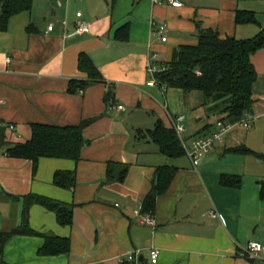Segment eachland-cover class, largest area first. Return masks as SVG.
I'll use <instances>...</instances> for the list:
<instances>
[{"label": "crops", "instance_id": "obj_1", "mask_svg": "<svg viewBox=\"0 0 264 264\" xmlns=\"http://www.w3.org/2000/svg\"><path fill=\"white\" fill-rule=\"evenodd\" d=\"M181 1L175 7L153 0H33L30 10L13 15L0 30V129L9 142L0 147V230L26 220L39 233L14 235L2 264H122L130 253L138 257L133 264H264L245 251L251 240L264 244V160L222 156L242 144L264 153V48L252 56L256 102L250 126L241 125L245 135L234 125L197 161L186 151L168 156L145 136L159 121L170 126L169 113L183 114L190 144L213 132L219 119L208 113L201 91H163L147 68L153 53L163 63L179 45L197 43L201 29L249 38L264 26L236 23L238 9L253 10L250 0ZM77 11L90 23L89 32L76 31ZM126 23L129 38L119 40L116 30ZM162 24L166 41L157 33ZM81 54L102 79L92 80L80 68ZM81 122L88 143L78 160L42 157L34 165L7 153L11 142L30 138L33 123ZM164 165L176 170L157 197L155 223L149 225L141 221L142 201ZM124 166L128 172L120 180ZM57 170L75 171L73 188L55 184ZM222 174L240 175L241 185H223ZM31 194L74 204L73 224H60L56 213L39 203L27 207ZM43 233L69 237L70 251L40 254ZM154 249L157 263L151 261Z\"/></svg>", "mask_w": 264, "mask_h": 264}, {"label": "trees", "instance_id": "obj_2", "mask_svg": "<svg viewBox=\"0 0 264 264\" xmlns=\"http://www.w3.org/2000/svg\"><path fill=\"white\" fill-rule=\"evenodd\" d=\"M32 5L33 0H0V30L4 31L8 28L9 20L13 15L30 10ZM235 20L237 24H260L257 12L247 9H238ZM129 32L130 25L126 23L116 30L115 37L123 41L128 40ZM262 48H264V26H261L256 35L249 38H238L233 35L221 37L217 29H201L198 42L179 45L174 50L171 60L161 63L164 69L158 71L154 77L160 86L179 88L185 93L201 91L205 96L203 104L208 113L219 116L223 121L238 122L246 113H251L256 102L253 87L258 73L252 56ZM79 66L89 72L92 80L102 79L88 55L81 54ZM31 126L30 138L11 142L7 153L30 159L34 165H37L42 157L78 160L82 148L88 143L84 136L86 126L84 122L78 125L33 123ZM1 131L3 129H0V147L9 143ZM145 136L157 142L161 151L168 156L179 157L185 154L184 145L172 125L166 126L159 121L153 129L145 132ZM228 150L254 154L264 160V153L256 152L244 144ZM175 170L176 167L170 165L158 166L153 186L142 201L143 213H154L157 197L167 189ZM127 172L128 167L124 166L118 176L119 179L123 180ZM75 181L74 170H57L54 174L56 185L73 188ZM241 182L240 175L222 174L221 176L223 185L239 187ZM260 196L264 199V181L261 182ZM33 203H39L54 211L60 224H73L74 204L31 194L27 196L26 205L28 207ZM16 234L39 233L31 228L26 220L21 226L0 230V264L3 263V252L7 242ZM42 236L45 242L39 250L40 254L58 255L70 251L69 237L48 233H43ZM122 264H133V262L125 261Z\"/></svg>", "mask_w": 264, "mask_h": 264}, {"label": "built area", "instance_id": "obj_3", "mask_svg": "<svg viewBox=\"0 0 264 264\" xmlns=\"http://www.w3.org/2000/svg\"><path fill=\"white\" fill-rule=\"evenodd\" d=\"M156 3H162L166 2L172 6L179 7L183 5L181 0H153ZM76 31L78 33H86L91 30L90 23L88 20L84 17L82 11H77L76 13ZM49 30L53 29V25H49ZM157 33L161 37L162 41L167 40L166 36V25L162 24L158 26ZM158 53H153L152 57L148 60L147 68L150 72L151 76L153 77V81L157 83L156 78L154 75L158 72L164 69L163 65L160 61L157 60ZM153 82V83H154ZM161 88L163 91L167 89L166 86L161 85ZM165 110L168 111L167 105L164 106ZM118 109H125L124 105H118ZM169 119L171 122V125L174 127L176 133L180 137L185 151L187 155L190 157L192 161H197L199 158L204 156L205 154L212 151L216 144L223 140L224 134L228 132L234 125L240 124L245 127L250 126V120L252 119V116L250 113H246L244 115V118H242L238 122H229V121H223L221 119L216 121V129L211 132L208 135L202 136V137H196L194 138L190 144L187 143L186 138L184 135L188 131V125L185 122V115L178 114V115H172L169 113ZM13 127V126H11ZM213 215H216V212H212ZM141 221L143 223H147L149 225H154V217L151 213H142L141 214ZM245 251L247 254L253 258V259H261L264 262V244L257 240H251L248 242ZM138 259L136 253H130L127 257L128 261L135 262ZM159 259V251L154 249L151 252V261L153 263H157Z\"/></svg>", "mask_w": 264, "mask_h": 264}, {"label": "rangeland", "instance_id": "obj_4", "mask_svg": "<svg viewBox=\"0 0 264 264\" xmlns=\"http://www.w3.org/2000/svg\"><path fill=\"white\" fill-rule=\"evenodd\" d=\"M131 1L132 0H130V2ZM247 6H249L248 8H250V9L256 10L257 13H258V18H259L260 22H263L264 23V1H254V0L251 1L250 0L249 4ZM162 58L165 59V58H167V56L164 55V54H162ZM236 127L241 129L242 134H244V135L246 134V130L244 129L245 127L242 128L243 126H241L240 124H237ZM224 136H225V134H224ZM260 150H262V149H260ZM255 151L256 152H259L257 150H255ZM224 155H227L226 156L227 159L228 158H231V159L232 158L244 159V157H246V159H248V160L257 161L255 159L259 158L257 155H254V154L236 153V152H232V151H229V150H225L224 151V154L222 156H224ZM248 168H249V170H253L255 168V166L252 164V162H248Z\"/></svg>", "mask_w": 264, "mask_h": 264}, {"label": "water", "instance_id": "obj_5", "mask_svg": "<svg viewBox=\"0 0 264 264\" xmlns=\"http://www.w3.org/2000/svg\"><path fill=\"white\" fill-rule=\"evenodd\" d=\"M252 111H253V109H252Z\"/></svg>", "mask_w": 264, "mask_h": 264}]
</instances>
